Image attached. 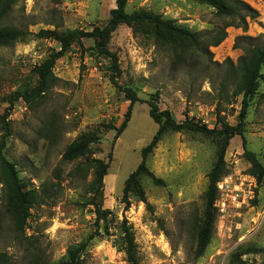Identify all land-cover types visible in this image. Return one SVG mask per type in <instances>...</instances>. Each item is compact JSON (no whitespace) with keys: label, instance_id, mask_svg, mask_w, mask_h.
Wrapping results in <instances>:
<instances>
[{"label":"rangeland","instance_id":"374dc122","mask_svg":"<svg viewBox=\"0 0 264 264\" xmlns=\"http://www.w3.org/2000/svg\"><path fill=\"white\" fill-rule=\"evenodd\" d=\"M241 1L256 10L258 18L246 19L245 30L226 28L225 39L206 50L207 36L227 21L213 9L195 0H127V15L151 13L181 31L196 33L202 44L197 48L172 35V50L157 42L146 25H118L106 54H100L92 39L74 43L53 67L59 82L39 104L29 107L21 100L12 103L15 93L32 89L37 83L35 68L60 50L54 40L35 35L102 28L116 0H0V5H8L0 27L24 36L12 46L0 47V116L6 115L10 131L4 155L20 180L39 191L44 186L49 190L45 203L29 210L19 233L0 184V254L7 264H30L33 259L38 264H61L67 260L68 248L82 244L81 264H127L125 228L132 232L137 264H239L232 255L243 248L254 251L240 258L243 263L264 261V178L258 184L243 157L245 149L264 167V65L242 127L244 146L238 135L228 141L165 129L145 161L147 172L127 183L158 130L145 103L151 95H158L159 110L169 111L177 122L188 119L216 131L225 130L223 124L238 125L241 97L232 104L219 102L220 83L228 62L235 66L243 55L235 47L238 38H251L253 47L264 46V2ZM206 51L211 57L204 56ZM175 54L181 59L177 68ZM111 77L141 101L133 105L116 140L115 127L124 120L128 101L111 84ZM3 128L0 120V141ZM84 133L95 135L97 141L76 162L60 164L67 146ZM221 154L223 176L253 178L256 187L245 183L243 189L252 192V199L229 217L221 219L216 213L213 236L199 256L196 238L205 214L209 174ZM99 163H107L108 169L100 194L94 195L90 187ZM96 209L109 213L106 222L97 217Z\"/></svg>","mask_w":264,"mask_h":264},{"label":"trees","instance_id":"16d2710c","mask_svg":"<svg viewBox=\"0 0 264 264\" xmlns=\"http://www.w3.org/2000/svg\"><path fill=\"white\" fill-rule=\"evenodd\" d=\"M199 4L206 5L214 10L218 17L225 18L227 21L223 26L214 34L207 36L206 46L209 47L218 46L226 37L225 29L228 27L246 29V19L254 21L258 18L256 10L241 0H195ZM264 2V0H261ZM116 7L111 10L109 15L110 19L106 26L102 28H93L90 32L66 30L62 33L57 31H40L35 35L37 38L50 39L57 42L60 46L59 51L52 52L47 59H45L34 70V74L37 78L36 85L23 92L15 93L12 101L21 100L25 105L31 107L39 104L40 101L47 95V93L55 86L59 80L53 74V67L55 62L66 55L74 43L80 42L81 39H92L100 52V54H106L105 47L110 39L112 32L118 25H133L140 26L146 25L154 31L157 42L172 48L175 50L170 37L177 35L182 39L187 40L190 44H194L197 48L202 44L199 41V35L196 33H188L181 31L176 27H173L170 22L161 21L158 16H155L147 12H137L132 15H127L125 12L127 0H116ZM8 5H0V21L7 13ZM164 34H167L165 37ZM23 33L19 30L0 27V47L12 46V44L21 39ZM251 38L240 37L236 40V48L242 49L243 55L240 57L235 66L228 62L229 66L220 83V90L218 93V99L220 101L228 102L232 104L238 97H241L240 112L238 116V125L235 128H229L223 124L225 130L216 131V129H208L205 125L193 123L186 119L183 122H177L169 111H160L157 98L158 95L154 94L145 101L149 108L150 119L158 125V130L153 136L151 142L141 152V163L137 169L130 175L127 183L134 180L141 173L147 172L145 169V161L155 148L157 142L160 140L161 134L165 129L173 132H187L197 133L202 135H217L223 137L225 140H230L233 136L238 135L242 137V127L244 126L245 118L248 113V108L253 97L257 94L259 82L262 80L260 73L262 66L264 65V46H252L250 42ZM211 57V54L206 51L204 56ZM180 57L175 54L174 66L177 68L180 65ZM209 60V58H208ZM232 81L233 92L231 97H228V84ZM111 84L121 90L125 99L128 101L126 112L124 113V120L119 127H115L116 140L124 131L127 121L130 117L132 107L135 103L141 102L135 92L131 89H121L116 82L115 77L110 78ZM6 115L0 116V120L3 124V130L5 131L0 141V184L1 194L4 197L7 205V212L9 214L12 225L16 231L22 233L26 226V221L29 217V210L33 207L42 205L45 203L46 193L49 191L47 187H42L39 191L33 187H30L28 183L19 179L17 171L12 163L8 162L4 155L6 147V138L10 136L8 124L5 121ZM97 141L95 135L91 133H84L78 136L67 148L65 149L60 164L66 165L76 162L80 157L84 156V152L87 147L93 142ZM243 146L245 140L242 137ZM244 159L251 166L249 174L259 183L264 178V167L256 158V156L245 150L243 152ZM96 161V160H95ZM98 163V161H96ZM100 166L97 169V178L94 180L90 187V191L95 194H100L102 179L106 175L108 164L99 163ZM78 173L80 171L79 165L75 168ZM226 170L223 161V154L219 155V158L209 174V185L205 194V214L202 219V223L197 231V252L200 256L209 245L210 240L214 233V224L216 220V209L214 203L218 197L216 190L217 182L224 177ZM56 172V178H58ZM58 186V185H55ZM128 187L124 190L126 195ZM96 215L99 219L106 222L109 213L107 211H101L96 209ZM124 247L123 251L126 255L127 264H137L135 256L134 238L130 228H125L123 233ZM85 245L72 246L67 249V260L61 264H81L80 255L84 251ZM252 249H241L234 253L232 258H235L239 264H247L241 261V257L253 253ZM0 264H7L6 256L0 254ZM30 264H38L36 259ZM264 264V261L261 263Z\"/></svg>","mask_w":264,"mask_h":264},{"label":"built area","instance_id":"2783aa9c","mask_svg":"<svg viewBox=\"0 0 264 264\" xmlns=\"http://www.w3.org/2000/svg\"><path fill=\"white\" fill-rule=\"evenodd\" d=\"M253 178L239 177L238 174H231L222 177L216 184L218 197L214 203L217 215L221 218L229 217L230 213L241 208L244 202L252 199V192L245 193V183L249 188L256 187Z\"/></svg>","mask_w":264,"mask_h":264}]
</instances>
